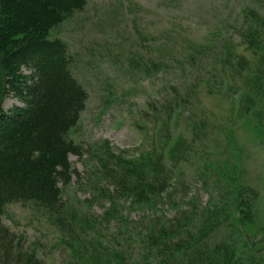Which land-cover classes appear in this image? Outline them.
Instances as JSON below:
<instances>
[{
	"label": "rangeland",
	"instance_id": "374dc122",
	"mask_svg": "<svg viewBox=\"0 0 264 264\" xmlns=\"http://www.w3.org/2000/svg\"><path fill=\"white\" fill-rule=\"evenodd\" d=\"M248 6L261 8L256 0H87L83 10L50 31V37L67 44L74 57L72 72L88 92L86 107L69 138L92 148L95 157L70 155L77 174L66 186L61 184L63 200L73 216L84 213L94 220L85 233L71 238L32 203L7 204L3 222L43 264H136L142 249L135 242L132 249L127 248L132 240H125L122 228L133 223L131 230L137 233L153 217L173 218L181 211H190L191 219L199 218L200 210L212 204L222 208L217 217L222 223L209 243L228 239L241 264H264L261 93L247 90L243 79L237 81V92L215 88L220 80L218 74L211 77L212 64L218 59L214 52L183 72V63L192 53L206 45L219 50L224 40L234 53L252 56L241 42L246 25L243 10ZM16 45L14 41L3 47L0 58ZM162 61L171 67L168 71L153 68ZM32 72L26 66L15 68L16 85H27ZM190 82L199 85L184 106L174 92L184 97ZM1 91L5 112L25 105L19 89L17 94L5 93L3 85ZM163 96L178 109L167 139L162 124L169 113L153 110L162 106ZM258 106L261 112L254 113ZM176 141H186L190 147L180 146L173 155L169 149ZM165 145L168 182L166 190L156 196L155 206L114 195L116 188L98 165L97 156L140 158L158 153ZM192 225L201 226L198 220ZM114 233L112 246L122 253L119 263L110 258L112 248L106 247Z\"/></svg>",
	"mask_w": 264,
	"mask_h": 264
},
{
	"label": "trees",
	"instance_id": "16d2710c",
	"mask_svg": "<svg viewBox=\"0 0 264 264\" xmlns=\"http://www.w3.org/2000/svg\"><path fill=\"white\" fill-rule=\"evenodd\" d=\"M256 2L261 8L248 6L243 10L246 25L241 42L252 56L234 53L224 40L219 50L206 45L189 55L183 63V72L214 52V58L218 59L212 64L214 72L211 77L218 74L216 77L220 80L215 88L224 87L225 92H237L240 87L237 81L243 79L247 90L261 93L259 101H264V0ZM86 3L87 0H0L3 14L0 17V50L14 41L17 43L0 58V264H43L25 247V240L3 222V210L9 203H32L71 238L90 229L94 220H89L84 213L73 216L63 200L62 185L69 184L77 174L70 155L80 159L95 157L92 148L69 138L70 130L77 125L86 107L88 92L72 72L74 57L67 44L50 37L55 26L74 12L83 10ZM19 66L30 67L33 71L28 84L22 88L16 85L13 77L14 69ZM153 68L168 71L171 67L162 61L153 64ZM208 76L207 82L211 78ZM3 85L5 93L13 90L17 94L16 89H19L18 94L24 97L25 105L5 112L1 98ZM197 85L196 82L188 83L184 97L178 91L174 92L178 102L186 106ZM163 102L153 110L157 114L169 113L162 124L167 139L171 136V118L178 109L167 97L163 96ZM247 107L252 108L250 104ZM261 107L258 106L254 113H260ZM180 146L190 147L186 141H176L170 146L169 153L176 154ZM165 147L146 157L124 159L109 154L107 158L97 156L96 159L103 172L112 179L116 188L114 195L132 198L131 202L144 206H155L156 196L166 190L168 182ZM203 209L199 212H202L201 217L195 219L189 218L190 211H181L173 218L153 217L146 226L138 227L137 233L131 230L133 223H129L127 229L122 228L123 231L119 227L127 235L125 240H132L127 248L132 249L135 242L142 249L136 264H241V257L228 239L213 245L208 241L222 223L217 218L222 208L212 204ZM191 211L195 213V210ZM106 215L110 212L107 211ZM196 220L201 224L197 229L192 225ZM136 228L133 226L132 229ZM116 235H112L106 247L112 248L110 258L119 263L122 253L112 246ZM131 249L129 254H132Z\"/></svg>",
	"mask_w": 264,
	"mask_h": 264
}]
</instances>
